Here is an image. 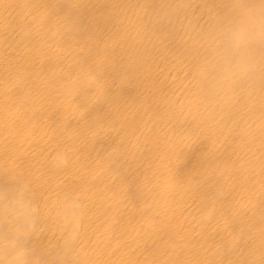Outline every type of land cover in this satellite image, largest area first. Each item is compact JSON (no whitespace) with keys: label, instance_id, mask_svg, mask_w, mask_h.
I'll list each match as a JSON object with an SVG mask.
<instances>
[{"label":"bare ground","instance_id":"obj_1","mask_svg":"<svg viewBox=\"0 0 264 264\" xmlns=\"http://www.w3.org/2000/svg\"><path fill=\"white\" fill-rule=\"evenodd\" d=\"M255 0H0V264H264Z\"/></svg>","mask_w":264,"mask_h":264},{"label":"clouds","instance_id":"obj_2","mask_svg":"<svg viewBox=\"0 0 264 264\" xmlns=\"http://www.w3.org/2000/svg\"><path fill=\"white\" fill-rule=\"evenodd\" d=\"M227 51L216 63L213 81L226 93L250 79L261 67L259 49H264V0L241 4L234 18L226 21L219 37Z\"/></svg>","mask_w":264,"mask_h":264}]
</instances>
